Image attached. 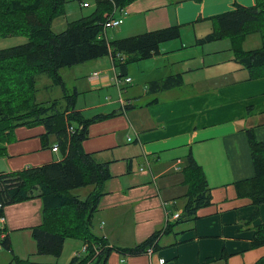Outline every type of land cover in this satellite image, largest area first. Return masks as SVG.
<instances>
[{"label": "crops", "instance_id": "0c3cea01", "mask_svg": "<svg viewBox=\"0 0 264 264\" xmlns=\"http://www.w3.org/2000/svg\"><path fill=\"white\" fill-rule=\"evenodd\" d=\"M132 1L122 5L126 12L122 25L128 18L132 35L121 34L119 38L177 26L181 47L189 48L187 60L193 59V63L189 61V65L182 59L176 64L174 74L183 77L180 87L150 90L146 84L173 74L163 71L156 75L152 71L140 79L139 85L118 93L130 106L122 108L117 99L91 107L103 110L99 115L116 114L91 124L82 148L95 154L100 163H107L109 155L118 154L126 161L128 172L136 163L143 175L135 183L143 189L141 197L149 201L147 221L141 229L147 238L167 223H175L178 218L173 216H180L183 211L187 185L182 170L188 155L202 168L212 203L200 209L195 220L176 225L163 235L151 255L124 256L113 252L105 264H159L161 259L164 264H253L264 255V247L252 248L254 230L264 223V204L256 207L248 199H239L234 184L254 176L245 130L251 129L264 144V78L248 79V73L233 61L229 40L204 45L196 42L211 32V18L232 11L235 5L252 7L255 0H145L144 5L129 6ZM131 9L137 14L131 16ZM168 47L169 42L160 44L158 53L143 65H155ZM103 59L92 61L93 72L85 77L91 90L101 92L113 82V77L119 76L110 56ZM103 64L105 67L98 72ZM129 71L127 67V76ZM94 73L97 77H93ZM74 91L79 93L76 87ZM153 100L156 103H151ZM44 134L42 126L15 129L13 140L6 144V156L0 158V173L61 161L59 149L51 150L57 138L49 136L42 143ZM27 214L26 210L21 213L3 208L4 223L0 229L10 245L17 246L14 236L28 237L29 229L38 226L37 218L29 219ZM104 227L103 223L99 225L100 230ZM113 235L114 230L98 237L117 248L138 246L122 245L121 241L114 245Z\"/></svg>", "mask_w": 264, "mask_h": 264}, {"label": "trees", "instance_id": "16d2710c", "mask_svg": "<svg viewBox=\"0 0 264 264\" xmlns=\"http://www.w3.org/2000/svg\"><path fill=\"white\" fill-rule=\"evenodd\" d=\"M120 6L132 0H115ZM64 0H0V37H26L28 42L0 50V158L6 156V144L12 133L20 127L42 126L45 134L57 138L63 159L19 172L0 173V216L5 205L20 203L38 197L42 204V222L29 229L31 239L37 244V254L60 258L67 239L78 240L86 252L73 256L68 264H105L113 252L124 256L145 254L155 250L163 235L173 227L196 219L200 209L212 203L211 189L205 174L191 155L186 158L182 172L187 192L185 205L179 218L150 235L133 248H117L93 233L92 219L104 195L106 182L111 178L108 163H100L95 154L86 153L82 143L88 139V128L114 116L116 113L86 119L75 110L77 92L64 91V106L59 101L36 102V77L45 75L53 84L64 89L59 71L110 56L119 77L125 78L129 64L149 59L158 53L159 45L177 40V26L147 32L108 45L100 38L104 14L111 5L107 1L96 3L92 13L68 24L60 34L52 33L51 22L65 14ZM212 29L197 40L198 45L229 40L233 61L248 73L249 80L264 78V0H255L252 7L235 5L234 9L210 19ZM258 34L261 47L244 50L243 41ZM117 56L123 57L122 60ZM183 84L181 74L149 82L152 91L168 90ZM151 103H156L153 100ZM71 126L73 133L68 134ZM254 169L252 179L234 184L236 196L248 199L253 206L264 204V144L252 130H245ZM92 187L85 199L73 191ZM33 192H37L33 195ZM1 249L12 256L10 264H41L22 260L14 255L9 238L0 241ZM264 247V223L254 230L252 248ZM98 250V253L95 251ZM60 264V263H44ZM253 264H264V255Z\"/></svg>", "mask_w": 264, "mask_h": 264}, {"label": "rangeland", "instance_id": "374dc122", "mask_svg": "<svg viewBox=\"0 0 264 264\" xmlns=\"http://www.w3.org/2000/svg\"><path fill=\"white\" fill-rule=\"evenodd\" d=\"M64 1L65 14L55 18L50 24L52 33L56 35L62 33L68 24L79 21L83 17H88L96 5L93 0ZM82 1H88L90 4H92V6L89 9H83L81 7ZM144 2L145 0H133L129 6L134 3H140L141 5H144ZM136 14L137 12L132 11L131 9L130 15L134 16ZM128 20L129 19L127 18L124 21V24L118 28V30L108 29L106 31V36L105 33H101L100 36L105 39V42L108 45H112L117 40L131 38L132 36L119 38V35L121 34L132 35L129 33L130 29L127 25ZM141 25L143 28L146 26L142 18ZM27 42L28 39L26 37H0V50L23 45ZM169 43L171 44V47H168L167 52L163 51L160 53L159 57L162 59L154 62L153 64L155 65H143L146 64L145 62H148V59L138 63L129 64L128 68L130 71L128 77L132 80V83L125 84L124 78H122V81L119 84L120 89H122V91H129L130 88H133L132 86L139 85L140 79L144 78L149 72L152 71H154L156 75H159L163 71H170V73H173L171 75H176L174 74L177 73L175 71L177 66L176 64L182 59L187 60L188 53H186V51L189 50V48L182 49L180 39L170 41ZM242 47L246 51L260 48L261 40L259 35L251 34L246 37L242 43ZM149 60H151V58ZM189 61L193 63V59L189 60L188 58V64ZM181 64H183V62H181ZM92 66L93 62L89 61L84 64L61 69L59 71V75L62 78L64 89L53 84L52 81L45 75L37 76L36 102L43 104L56 100L59 101L63 107L64 100L62 98L64 96V91L67 94H72L74 87H76L79 93L76 97L75 108L81 111L82 116L86 119L99 115V113H102L103 110L91 109V107L98 105L102 106V104L105 102L117 100L119 92L114 80H112L113 82L111 84L104 87L101 92L97 90H91V87L86 82L85 77L92 74ZM142 66H144L143 69ZM104 67V64L100 65L97 71H101V69ZM103 71H108V69ZM110 76L112 77L113 74L111 73ZM146 86L148 87L149 83L146 84ZM138 87V91L141 92L142 85ZM107 159L111 178L105 185L104 195L101 197L98 204V209L92 219L93 233L96 236H100L103 233L109 234L114 230V235L111 238V240L114 241V245H117L116 243H119L118 241H121L122 245H140L147 238L146 234L141 232V229L144 227L143 224L147 221L149 201L141 197L140 192L143 189H141V187L138 186L139 184H136L135 182L138 181L137 179H139L143 173L139 172V168L136 166V163H134L135 166H133V170L128 172L126 161L119 158L118 154H115V156L109 155ZM142 167L145 169V172L148 171L147 167ZM92 189V187H84L73 191L72 193L73 195H77L80 199H85L90 194ZM36 194L37 192H33V195ZM8 208L9 210L14 211L19 210L21 213L26 210L28 211L27 217L29 219L37 218L38 225L42 222V204L41 200L37 199L36 197L29 201L5 205L4 211ZM101 223L105 224L103 230L99 229V225ZM26 232L29 233V231ZM14 238L17 246L10 245L14 255L22 260L29 259L34 263L44 264L57 262L60 264H68L73 254H75L77 251L79 252L82 248L80 241L67 239L63 244L60 258L56 259L52 256L38 255L37 244L31 239L29 235L28 237L23 235H19L18 237L14 236ZM27 242H29L28 248ZM9 262H12L11 254L4 249H0V264H8Z\"/></svg>", "mask_w": 264, "mask_h": 264}, {"label": "built area", "instance_id": "2783aa9c", "mask_svg": "<svg viewBox=\"0 0 264 264\" xmlns=\"http://www.w3.org/2000/svg\"><path fill=\"white\" fill-rule=\"evenodd\" d=\"M95 2V4L99 1H104V0H93ZM107 2L110 3L111 5V9L108 13L104 14L103 16V22L101 23V27H102V32L101 33H105V36H106V31L108 29H116L118 28L120 25H122L123 23V17L126 15V12L124 10V8L122 6H120L119 4H117V2L115 0H105ZM82 8H90L91 7V4L90 2L88 1H84L82 2ZM100 38H102L100 36ZM103 39V38H102ZM105 40V39H104ZM118 59L122 60L123 57L121 56H117ZM93 77H97V73H94L93 74ZM114 83L115 85L117 86L118 88V92H122V89H120L119 87V84L121 83L122 81V77H119V76H115L114 77ZM124 83L125 84H130L131 83V79L129 77H125L124 78ZM118 102L119 104L121 105L122 108H125L126 106H130V102L128 101H125L122 97V95H119L118 97ZM67 132L68 134H72L73 133V128L71 126H68L67 128ZM128 141H129V138H128ZM52 151H57L58 150V145L55 144L52 146L51 148ZM179 218V214H175L173 216V219H177ZM4 223V218L3 216H0V225L2 226ZM4 230L0 229V241L2 239H4ZM1 248V246H0ZM86 252V246H82L80 252L77 254V256L81 255V254H84ZM96 253H98V250L95 251ZM153 252L152 249H147L146 251V255H151ZM159 264H164V260L161 259L159 260Z\"/></svg>", "mask_w": 264, "mask_h": 264}]
</instances>
